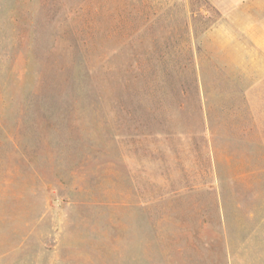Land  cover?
Here are the masks:
<instances>
[{
	"label": "rangeland",
	"instance_id": "rangeland-1",
	"mask_svg": "<svg viewBox=\"0 0 264 264\" xmlns=\"http://www.w3.org/2000/svg\"><path fill=\"white\" fill-rule=\"evenodd\" d=\"M216 2L0 0V264H264Z\"/></svg>",
	"mask_w": 264,
	"mask_h": 264
},
{
	"label": "crops",
	"instance_id": "crops-1",
	"mask_svg": "<svg viewBox=\"0 0 264 264\" xmlns=\"http://www.w3.org/2000/svg\"><path fill=\"white\" fill-rule=\"evenodd\" d=\"M214 5L228 16L227 23L220 24L212 31L223 33L219 39H215L214 46L220 54L218 61L231 68L230 72L225 73L230 81L237 113L236 123L231 125V142L264 144V126L261 129L255 124L250 127L248 123L245 126L241 123L242 111L253 113L259 110L254 107L255 102H263L264 111V0H217ZM256 90L257 94L254 93ZM240 154L239 151L234 153L236 158L244 159ZM223 155L228 159L234 158L231 152ZM216 157L215 153H211L213 161ZM261 158L262 154H258L257 159ZM263 170L260 166L248 169V173L243 169L238 176L243 177L246 173L248 176L263 175ZM254 189L257 187H253V192Z\"/></svg>",
	"mask_w": 264,
	"mask_h": 264
}]
</instances>
